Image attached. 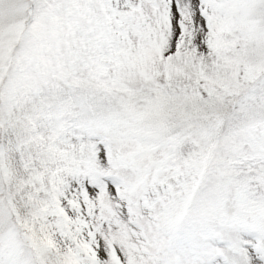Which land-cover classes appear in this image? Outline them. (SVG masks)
I'll return each mask as SVG.
<instances>
[{
    "label": "snow or ice",
    "instance_id": "6c2138e0",
    "mask_svg": "<svg viewBox=\"0 0 264 264\" xmlns=\"http://www.w3.org/2000/svg\"><path fill=\"white\" fill-rule=\"evenodd\" d=\"M0 264H264V0H0Z\"/></svg>",
    "mask_w": 264,
    "mask_h": 264
}]
</instances>
